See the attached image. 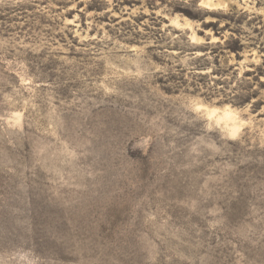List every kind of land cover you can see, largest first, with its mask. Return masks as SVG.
<instances>
[{
  "label": "rangeland",
  "instance_id": "rangeland-1",
  "mask_svg": "<svg viewBox=\"0 0 264 264\" xmlns=\"http://www.w3.org/2000/svg\"><path fill=\"white\" fill-rule=\"evenodd\" d=\"M0 264H264V0H0Z\"/></svg>",
  "mask_w": 264,
  "mask_h": 264
}]
</instances>
